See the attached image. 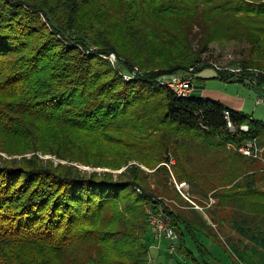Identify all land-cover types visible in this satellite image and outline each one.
I'll list each match as a JSON object with an SVG mask.
<instances>
[{
    "label": "trees",
    "instance_id": "16d2710c",
    "mask_svg": "<svg viewBox=\"0 0 264 264\" xmlns=\"http://www.w3.org/2000/svg\"><path fill=\"white\" fill-rule=\"evenodd\" d=\"M234 41L248 45L240 70L203 58ZM78 45L115 53L121 70ZM134 67L141 76L119 73ZM191 67L263 86L264 0H0V152L33 153L0 157V264H151L148 207L167 209L195 261L186 238L210 255L196 234L226 226L239 262L264 264V167L241 151L252 139L264 147V122L158 81ZM226 108L249 130L232 135ZM171 170L217 198L204 207L214 228L170 186Z\"/></svg>",
    "mask_w": 264,
    "mask_h": 264
},
{
    "label": "rangeland",
    "instance_id": "374dc122",
    "mask_svg": "<svg viewBox=\"0 0 264 264\" xmlns=\"http://www.w3.org/2000/svg\"><path fill=\"white\" fill-rule=\"evenodd\" d=\"M41 16H42V21L47 24V20L45 19V17L43 15H41ZM78 46L82 50V52H89L85 48H83L82 46H80V45H78ZM89 48L90 49L94 48V51L93 52L91 51L92 55H98L104 59H108L111 62V64L118 71L121 70V67H120L118 62L112 63V61L109 59V55L111 53L107 54V55L106 54H100V53H98V48L96 46H93V45H91ZM248 55H249L248 45L244 41L226 42V43H221V44L214 42L209 46L207 52L203 54V58L208 59L212 64L218 65L219 67L228 68L231 71V70H236V69L240 70V68H238L240 66L239 65L240 61L242 60V58L248 57ZM251 70H253V69H251ZM214 72H216L214 68H206V69H202V70L198 71L194 75L193 85L195 83L197 84V88L194 92V95H199V93L201 91L200 88L203 86V82L205 79L203 80V78L201 79V77H204L205 73L211 74ZM253 72H258V70H253ZM119 73H121V72H119ZM179 74L184 75L183 73H179ZM217 80L218 79H216L215 81H217ZM252 80L254 82L258 81L257 78H254ZM247 82H251V81L249 79H247ZM229 84L235 85V87L239 88L242 91V93L246 94L247 97H249V99H251V101H252L251 103L253 104L252 108L254 107V109H253V111H251L250 114H255L256 118H259L260 120H262L264 122V85L263 86H257V85H252V84L250 85L249 83L242 82V81H235L234 84L233 83H229ZM258 98H260L261 102L259 105H256L255 99H258ZM10 142L16 143L13 140H10ZM256 145L259 146L257 141H256ZM259 147L262 149V153H260L261 156L259 155L260 157H258L261 159L259 161V165L264 167V161H262L264 159V147H261V146H259ZM242 148H243V146H242ZM32 155H33V153H28V152H26V153L22 152L21 154H19V153L7 154L5 152H0V157L3 159H8V160L20 159L22 157L29 158ZM37 155L40 158H42L43 160H51L55 164H57V163H63V164L72 163V162H68L66 160L58 159L56 156L50 155V154L38 153ZM252 158H255V157H252ZM78 166L84 170L92 169V167L90 168L89 166H85V165L78 164ZM219 166H221V164H219ZM168 167L170 168V164L168 165ZM125 168L126 167H123L120 170H111V169H107V168H97V169L98 170L99 169L100 170H109V171H112L114 174H117V173H120ZM143 169H145L147 172L153 171V170H150V169L145 168V167H143ZM173 175L176 177V179L179 180V178H177L175 173L171 170L170 176H169V184L171 187H175L174 183H173ZM149 181L151 182L152 186L156 187V190L159 191V193H160L161 190H158L159 187L156 186L157 183L155 180V176H151L149 178ZM196 194H197V190L194 189L193 186L191 185L190 189H189L190 198L193 201H195L197 204H199L200 206L206 205V203H203L202 201H199L197 199ZM198 194H200V193H198ZM158 195H161L162 197H165V198L171 200L170 208H172L173 204L179 203L176 200L177 198H175L173 196H167L165 194H158ZM200 195H202V194H200ZM207 197H208V195L207 196H204V195L200 196V198L203 199V201L204 200L207 201L206 200ZM184 200L186 202H188V204L190 206L192 205L186 199H184ZM214 206H215V203H213L211 205V208ZM199 211L203 213L202 210L199 209ZM203 216H204V214H203ZM204 218H205V216H204ZM205 219H207V221L209 222V224H211V226L213 228L215 227L212 225L213 223L211 222V220L209 219L207 214H206ZM220 232H221L220 233L221 235L218 237L212 235L211 233H205V232H198L196 234L198 243L200 245L202 244L205 248H207L208 251L210 252V255L201 254L198 247H197V243L194 240H190V239L186 238L187 247L193 251V255L197 258L198 264H241L239 262V260L228 249V247L226 245L229 235H231V234L235 235L236 234L238 236V234L226 226L223 227ZM150 257L154 258L151 261V264H197V261H195L191 257L185 255L183 252L182 253L179 252V246H178V249L174 255H170L164 249H161V250L154 249V250H152V255Z\"/></svg>",
    "mask_w": 264,
    "mask_h": 264
},
{
    "label": "built area",
    "instance_id": "2783aa9c",
    "mask_svg": "<svg viewBox=\"0 0 264 264\" xmlns=\"http://www.w3.org/2000/svg\"><path fill=\"white\" fill-rule=\"evenodd\" d=\"M89 52H93L94 48L88 50ZM109 59L114 62H118V58L114 53L109 55ZM194 68L191 67L189 73L187 75H182L179 73H171V74H163L159 77L158 81L161 85L169 87L172 89L178 96L185 97L189 96L193 90V80L195 73L193 72ZM124 79L129 80L138 76H141V71L138 67H134V69L129 72H121ZM224 117L227 122V129L233 134L236 135L239 131H248L249 125L242 124L239 128L231 119V112L229 108H226L224 111ZM203 126H205L203 124ZM256 139L249 140V142L241 148L243 154L249 157H260V153H262V149L256 145ZM260 155V156H259ZM173 183L176 190L180 193V195L189 201L195 209L204 211V207L197 204L190 198L189 189L190 183L187 180H178L173 175ZM157 201L159 204H164L169 209L171 200L158 196ZM208 206L212 205L216 202L213 197H209ZM147 211V222L151 228V232L153 234L155 240V247L159 248L162 244V241L165 240L167 243V252L170 255H174L179 246V236L172 226L171 222V214L164 207H148ZM215 226L214 224H212Z\"/></svg>",
    "mask_w": 264,
    "mask_h": 264
},
{
    "label": "crops",
    "instance_id": "0c3cea01",
    "mask_svg": "<svg viewBox=\"0 0 264 264\" xmlns=\"http://www.w3.org/2000/svg\"><path fill=\"white\" fill-rule=\"evenodd\" d=\"M202 78L203 80L205 79L203 82V86L200 88L201 91L199 95H195V96L217 100L236 111L243 112L249 116H252L256 120H260L259 118H256L255 114H250L251 111H253L254 109V107L252 108L253 104L251 103L252 102L251 99H249V97H247L246 94L242 93V91L239 88L235 87V85L229 84V83L234 84L235 81L225 82L220 79L215 81L217 79L216 72L211 73V74L205 73V76L201 77V79ZM196 88H197V84L195 83L193 85V90L191 93L192 95H194ZM260 102H261L260 98L255 99L256 105H259ZM262 161H264V159ZM196 196L199 201L206 203V205H202V206L209 207L208 200L210 196H208L207 199L205 198L207 201L205 200L203 201V199L200 198V196H203V195H200L197 193ZM214 199L217 202V198H214ZM199 213L204 214L206 218V213H204V211L203 213L199 211ZM166 247H167V243L165 240H163L161 247L160 248L156 247V248L158 250L164 249L165 251H167Z\"/></svg>",
    "mask_w": 264,
    "mask_h": 264
}]
</instances>
